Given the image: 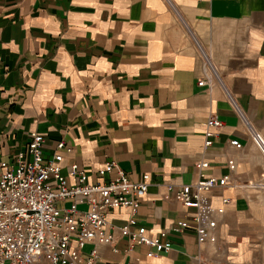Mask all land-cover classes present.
<instances>
[{
	"label": "crops",
	"instance_id": "obj_1",
	"mask_svg": "<svg viewBox=\"0 0 264 264\" xmlns=\"http://www.w3.org/2000/svg\"><path fill=\"white\" fill-rule=\"evenodd\" d=\"M211 116L224 126L206 146ZM252 130L264 139V0H0V161L38 132L47 158L65 142L63 175L76 163L105 181L97 170L110 160L134 181L149 175L134 228L165 232L170 249L125 251L123 207L107 215L120 251L96 247L107 263L264 264V155ZM202 174L227 185L187 208L176 193ZM212 220L215 241L200 243L196 228ZM180 221L189 226L176 230Z\"/></svg>",
	"mask_w": 264,
	"mask_h": 264
},
{
	"label": "built area",
	"instance_id": "obj_2",
	"mask_svg": "<svg viewBox=\"0 0 264 264\" xmlns=\"http://www.w3.org/2000/svg\"><path fill=\"white\" fill-rule=\"evenodd\" d=\"M208 67L213 69L210 64ZM205 73V78L198 82L201 86L207 82V67ZM207 125L205 144L209 146L212 141L208 138L217 135L224 122L211 116ZM212 127L216 131L209 129ZM251 132L264 155V139L259 133ZM44 143V135L34 132L16 158L0 161V264H109L102 260L96 247L104 244L112 246L114 252L120 251L112 230L116 225L107 215L123 207L131 211L127 223L118 227L121 236L129 240L125 251L136 244L150 246V256L170 249L162 241L165 232L151 235L144 226L134 228L142 195L149 188L148 174L143 175L142 181H134L116 160H110L97 170L100 177L111 175L105 181L90 180L87 171L76 163L68 175H63L61 149L65 142L58 143L50 158L43 153ZM231 143L237 148L243 147L238 140ZM229 165L234 168V161L230 160ZM198 166L205 168L208 163L201 162ZM227 182L228 176L217 178L202 174L194 183L181 185L176 200L187 208H198L203 192L220 189ZM65 201L70 206L60 207ZM81 204L87 208L80 209ZM223 211V208L218 209L220 213ZM188 226L186 221H180L175 229L181 231ZM215 226V220L208 226L199 225L196 228L198 241L202 243L208 238L215 241L214 236L208 237L209 230ZM87 244L94 247L84 253Z\"/></svg>",
	"mask_w": 264,
	"mask_h": 264
},
{
	"label": "rangeland",
	"instance_id": "obj_3",
	"mask_svg": "<svg viewBox=\"0 0 264 264\" xmlns=\"http://www.w3.org/2000/svg\"><path fill=\"white\" fill-rule=\"evenodd\" d=\"M60 207H65V206H70V203L69 202H62L60 205H59ZM79 208L80 209H86L87 208V206H85V205H79ZM263 220H264V214H263ZM262 232H263V239L261 240V242L257 245V248H259L260 250L259 251H261L260 253L259 252H256V254H261L262 255V258H264V225H263V227H262Z\"/></svg>",
	"mask_w": 264,
	"mask_h": 264
}]
</instances>
